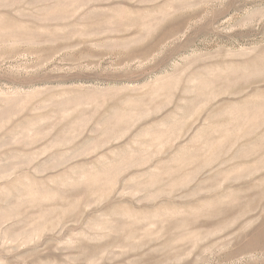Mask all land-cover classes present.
Masks as SVG:
<instances>
[{
  "label": "rangeland",
  "instance_id": "1",
  "mask_svg": "<svg viewBox=\"0 0 264 264\" xmlns=\"http://www.w3.org/2000/svg\"><path fill=\"white\" fill-rule=\"evenodd\" d=\"M0 264H264V0H0Z\"/></svg>",
  "mask_w": 264,
  "mask_h": 264
}]
</instances>
